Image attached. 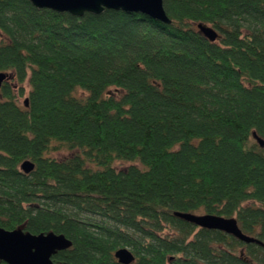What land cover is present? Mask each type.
Returning a JSON list of instances; mask_svg holds the SVG:
<instances>
[{"label": "trees", "instance_id": "obj_1", "mask_svg": "<svg viewBox=\"0 0 264 264\" xmlns=\"http://www.w3.org/2000/svg\"><path fill=\"white\" fill-rule=\"evenodd\" d=\"M164 5L171 24L0 0V228L66 236L56 263L264 264V0ZM176 213L236 218L263 244Z\"/></svg>", "mask_w": 264, "mask_h": 264}, {"label": "water", "instance_id": "obj_2", "mask_svg": "<svg viewBox=\"0 0 264 264\" xmlns=\"http://www.w3.org/2000/svg\"><path fill=\"white\" fill-rule=\"evenodd\" d=\"M38 9L53 10L58 13H70L83 17L86 13L102 14L106 10L124 11L148 15L154 20L171 24L164 0H30ZM199 30L211 42L219 40V33L213 27L198 25ZM10 75L0 72V92ZM29 101L26 100L28 107ZM254 137L264 147V141L255 133ZM35 168L31 161L22 165V170L29 174ZM176 216L201 229L221 231L246 244H263L255 237L245 234L236 218H225L213 214L176 213ZM73 243L64 235L50 232L34 235L23 229L8 231L0 228V263L6 264H63L56 263L53 257L60 251L71 248ZM120 264H132L136 257L128 248L115 253Z\"/></svg>", "mask_w": 264, "mask_h": 264}, {"label": "rangeland", "instance_id": "obj_3", "mask_svg": "<svg viewBox=\"0 0 264 264\" xmlns=\"http://www.w3.org/2000/svg\"><path fill=\"white\" fill-rule=\"evenodd\" d=\"M29 86L28 85H25V92H26V96L29 92ZM111 95L113 96H119L122 92L121 91H117L115 89H113L112 91L109 92ZM78 95H81V96H84L83 92H78ZM25 102V98H22L20 100V104H24ZM77 154L76 151H69L65 148H63L62 150H59V151H54L52 152V154H50V156L58 159V160H63V159H67V158H70V157H73ZM131 165L130 162H125V161H117L115 163V167L116 169L118 170H124V169H127L129 166ZM198 215H202L201 213H197Z\"/></svg>", "mask_w": 264, "mask_h": 264}]
</instances>
